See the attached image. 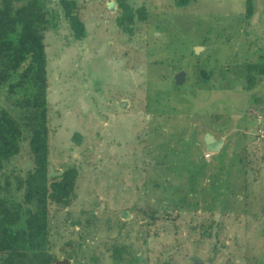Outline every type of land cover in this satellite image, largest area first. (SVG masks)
<instances>
[{
	"label": "rangeland",
	"instance_id": "obj_1",
	"mask_svg": "<svg viewBox=\"0 0 264 264\" xmlns=\"http://www.w3.org/2000/svg\"><path fill=\"white\" fill-rule=\"evenodd\" d=\"M44 2L58 20L44 38L48 158L78 171L70 204L49 206L55 264H264V0L250 16L247 0H77L80 40ZM122 2L145 8L131 34ZM0 107L17 118L2 87ZM28 152L25 138L9 168Z\"/></svg>",
	"mask_w": 264,
	"mask_h": 264
},
{
	"label": "trees",
	"instance_id": "obj_2",
	"mask_svg": "<svg viewBox=\"0 0 264 264\" xmlns=\"http://www.w3.org/2000/svg\"><path fill=\"white\" fill-rule=\"evenodd\" d=\"M190 1L176 3L184 6ZM59 5L73 38L83 39L85 27L78 15L77 0H59ZM120 6L122 13L116 24L131 34L136 14L146 19L145 8L134 10L125 2ZM252 13V2L247 0V14ZM56 16L44 0H0V87L18 114L16 118L8 108L0 107V264H55L49 246V206L67 207L75 197L76 167L68 166L60 175H47L49 115L44 38L47 30L58 26ZM25 138L30 166L26 170L10 169ZM72 139L80 143L81 135L74 133ZM158 212L153 207L142 211L151 219ZM126 251L125 247L114 249L116 262L123 261ZM138 259L133 258L135 263Z\"/></svg>",
	"mask_w": 264,
	"mask_h": 264
},
{
	"label": "water",
	"instance_id": "obj_3",
	"mask_svg": "<svg viewBox=\"0 0 264 264\" xmlns=\"http://www.w3.org/2000/svg\"><path fill=\"white\" fill-rule=\"evenodd\" d=\"M114 6V1H109L108 2V7L113 8ZM199 47H197L198 50ZM185 79V72L184 71H179L175 74L174 76V81L177 85H181ZM123 105V103H121ZM223 140H216L212 136H207L205 144L207 146V149L210 151H217L222 145ZM62 174V171H55L53 167L50 165L49 166V172L48 176H55V175H60ZM187 260L192 262V264H205V261L197 254H190L187 256Z\"/></svg>",
	"mask_w": 264,
	"mask_h": 264
},
{
	"label": "built area",
	"instance_id": "obj_4",
	"mask_svg": "<svg viewBox=\"0 0 264 264\" xmlns=\"http://www.w3.org/2000/svg\"><path fill=\"white\" fill-rule=\"evenodd\" d=\"M258 132L261 133V136H263V134H262L263 132H262V129H261V128H258ZM208 156H209V154L206 153V154H205V157H208Z\"/></svg>",
	"mask_w": 264,
	"mask_h": 264
},
{
	"label": "crops",
	"instance_id": "obj_5",
	"mask_svg": "<svg viewBox=\"0 0 264 264\" xmlns=\"http://www.w3.org/2000/svg\"><path fill=\"white\" fill-rule=\"evenodd\" d=\"M209 156H210V155H209ZM209 156H208V157H209Z\"/></svg>",
	"mask_w": 264,
	"mask_h": 264
}]
</instances>
